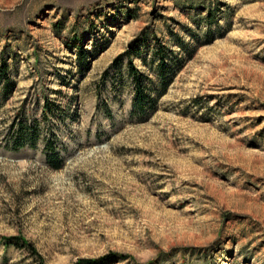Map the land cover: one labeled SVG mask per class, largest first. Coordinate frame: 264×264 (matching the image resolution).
Segmentation results:
<instances>
[{"label": "rangeland", "instance_id": "rangeland-1", "mask_svg": "<svg viewBox=\"0 0 264 264\" xmlns=\"http://www.w3.org/2000/svg\"><path fill=\"white\" fill-rule=\"evenodd\" d=\"M2 65L0 238L35 254L0 264H264V0H0Z\"/></svg>", "mask_w": 264, "mask_h": 264}, {"label": "trees", "instance_id": "trees-1", "mask_svg": "<svg viewBox=\"0 0 264 264\" xmlns=\"http://www.w3.org/2000/svg\"><path fill=\"white\" fill-rule=\"evenodd\" d=\"M159 52V51H158ZM130 53H128L129 59L131 56H129ZM128 66L131 72V75L133 77V82L135 86V98L133 101V116H137L138 119L141 121L146 119V117L149 115V109H151V103H153L152 100L147 98L144 95H142V88H141V74L140 72L134 67L132 61H128ZM7 67L5 65H2L0 67V79L4 81L5 85L9 83V80L7 78ZM6 90L3 89V91ZM2 91V92H3ZM7 96V94H5ZM34 127L29 129L27 128V125L23 122H19L17 125V131L14 132L15 135L13 136V142L12 147L13 150L17 151L24 146L28 145L30 147H33L34 142ZM32 131V132H30ZM45 151L47 155V163L50 166L51 169H59L61 166V159L59 158L58 154L55 153L56 150H54V147L52 145V142L48 141L45 145ZM1 241H3L7 246H14V247H23L31 251V253L35 254L34 251L31 249V246L28 244V242L24 241L23 239L14 237V238H0ZM106 258L101 259H84L80 260L79 262L75 264H107ZM112 261V260H110ZM113 263V262H111Z\"/></svg>", "mask_w": 264, "mask_h": 264}]
</instances>
